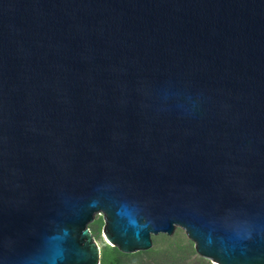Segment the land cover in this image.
Listing matches in <instances>:
<instances>
[{
  "label": "water",
  "instance_id": "95a60500",
  "mask_svg": "<svg viewBox=\"0 0 264 264\" xmlns=\"http://www.w3.org/2000/svg\"><path fill=\"white\" fill-rule=\"evenodd\" d=\"M99 214L264 264V0H0V264H100Z\"/></svg>",
  "mask_w": 264,
  "mask_h": 264
},
{
  "label": "rangeland",
  "instance_id": "374dc122",
  "mask_svg": "<svg viewBox=\"0 0 264 264\" xmlns=\"http://www.w3.org/2000/svg\"><path fill=\"white\" fill-rule=\"evenodd\" d=\"M104 215L96 216L89 225L91 236L101 250L100 264H216L200 257L185 231L177 228L173 236L152 237L153 247L144 252L121 253L111 245L105 234Z\"/></svg>",
  "mask_w": 264,
  "mask_h": 264
},
{
  "label": "clouds",
  "instance_id": "9594fccd",
  "mask_svg": "<svg viewBox=\"0 0 264 264\" xmlns=\"http://www.w3.org/2000/svg\"><path fill=\"white\" fill-rule=\"evenodd\" d=\"M95 221V220H94ZM88 229H89V226H88ZM112 245V244H111ZM117 249V248H116Z\"/></svg>",
  "mask_w": 264,
  "mask_h": 264
}]
</instances>
